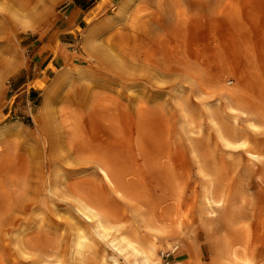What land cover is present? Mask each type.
<instances>
[{
  "label": "bare ground",
  "instance_id": "bare-ground-1",
  "mask_svg": "<svg viewBox=\"0 0 264 264\" xmlns=\"http://www.w3.org/2000/svg\"><path fill=\"white\" fill-rule=\"evenodd\" d=\"M16 1V10L3 3L6 19L36 33L45 0ZM152 2L155 13L116 0L75 48L124 82L168 78L166 94L83 87L57 108L70 76L62 66L42 91L34 131L16 120L0 125V264H162L164 250L186 255L167 264H262L252 229L264 225V0ZM189 34L212 57L188 54ZM178 60L182 73L171 68ZM198 73L222 85L211 102L191 89Z\"/></svg>",
  "mask_w": 264,
  "mask_h": 264
},
{
  "label": "rangeland",
  "instance_id": "rangeland-1",
  "mask_svg": "<svg viewBox=\"0 0 264 264\" xmlns=\"http://www.w3.org/2000/svg\"><path fill=\"white\" fill-rule=\"evenodd\" d=\"M9 1L10 0L7 2L9 3ZM11 1L8 4L6 1L0 0V12H3L4 14H0V78H2L0 79V125L16 120L19 122L21 130L26 132L34 131L32 119L36 114L37 108L41 104L42 91L45 86L50 83L56 71H58L62 66L69 67L70 76L65 83L60 85L61 91L59 92V97L56 102L57 108L65 105L61 102V98H63V96L69 95L70 93L75 92V90H80L83 87L90 89L101 86L113 88L115 86L124 87L128 84H138V86H140L139 88L142 89L143 92L150 93L155 91L156 88H159L164 90L166 94V92L170 90V80H168V78L158 77V82L155 83L141 75L137 81L124 82L123 80H119L113 71L105 65V63L102 64L78 55L75 46L80 33L95 19H102L101 15H113L111 10H109L112 5L104 10V12L97 14L98 16L89 18V15L87 16V12L91 9L95 0H45V8L43 10V15L45 16L42 15V20L39 19L36 22V24H39H37L38 26H35L37 32L23 33L19 28L11 24L8 19H6L7 15L5 12L8 11L6 6L10 10H14L16 7L14 5L17 1ZM139 1L145 4L151 10V13L156 12L155 5H153L152 0ZM3 3L7 5L5 6ZM10 4H14L12 5L13 7ZM77 8L81 9L82 13L77 12V14L75 12V9ZM204 16L211 17L210 13L207 11L204 13ZM117 28H119L118 30L122 34L127 32V28L124 23H120ZM188 38H191L187 41L189 43H187L188 47L186 46V50L188 49L186 52L188 54L192 55L195 51L196 55L211 56L209 55V48L207 49L206 46L208 45L207 43H202L199 40L192 38L190 34L187 39ZM223 53L226 57V61L224 62H227V65L223 64V67L225 69L232 68V63H230L232 61L230 51L225 50ZM176 62V64L173 63L171 65V68L174 70L176 68L179 73H182V71L184 72L186 70V66H184L179 60ZM192 64H194V62L190 61V67L187 68L192 70L190 73H192L193 70L194 72L198 70L195 68V65ZM218 65L220 67L222 64L219 63ZM223 67H221L222 70H224ZM80 73H82L84 77V80L82 81L79 77ZM198 75L199 73L195 77L197 80L196 82L191 81V89L196 92L203 88V98L206 101L211 102L216 99L221 92L220 87H222V85L213 83L210 77L205 74L200 73V75ZM157 99L161 100L160 96H158ZM196 103L199 105L200 102L196 101ZM192 109L195 108L192 107ZM166 110L167 112H163V116L175 121L174 111H171L170 109ZM172 118H174V120ZM190 173L191 178L188 181V184H190L184 192V210H186V208L187 210L190 209L193 202L191 200H193L194 197L195 184L193 178L195 177L192 170ZM250 185V191L252 193L259 191V188L254 182V178L252 179ZM259 224L261 226H259ZM262 224L263 223L260 221V223L255 222L253 225L252 231L254 244L252 247H256V250L254 249V254L257 259L264 264V225ZM197 242L201 258L203 262L206 263L209 260V253L206 252L208 250H206L205 238L202 234H199ZM163 252L164 256L163 254L160 255L159 252L162 264L170 263L173 260H186V255L184 253L177 256L167 250H164ZM168 253L170 255L166 258L165 256Z\"/></svg>",
  "mask_w": 264,
  "mask_h": 264
},
{
  "label": "crops",
  "instance_id": "crops-1",
  "mask_svg": "<svg viewBox=\"0 0 264 264\" xmlns=\"http://www.w3.org/2000/svg\"><path fill=\"white\" fill-rule=\"evenodd\" d=\"M115 1L116 0H95V3L92 4L91 9H89V11L87 12V16L89 15V18H93V16H98L97 14L104 12V10H106L109 6L113 5ZM75 10L76 13H82L81 9L79 8Z\"/></svg>",
  "mask_w": 264,
  "mask_h": 264
},
{
  "label": "built area",
  "instance_id": "built-area-1",
  "mask_svg": "<svg viewBox=\"0 0 264 264\" xmlns=\"http://www.w3.org/2000/svg\"><path fill=\"white\" fill-rule=\"evenodd\" d=\"M170 254H167L165 257L167 258Z\"/></svg>",
  "mask_w": 264,
  "mask_h": 264
}]
</instances>
